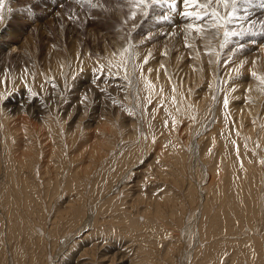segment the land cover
<instances>
[{
    "label": "bare ground",
    "instance_id": "bare-ground-1",
    "mask_svg": "<svg viewBox=\"0 0 264 264\" xmlns=\"http://www.w3.org/2000/svg\"><path fill=\"white\" fill-rule=\"evenodd\" d=\"M221 30L223 29H219V32ZM218 39L220 37L203 39L199 44L200 53H207V57L199 54L204 58L192 59L186 66L181 61L183 54L175 55L177 59L174 58L172 63L164 66L162 62L166 63L168 58L164 59L167 52L162 49L158 52V49L154 50L156 53L153 55L151 52L148 70L152 76L147 69L148 73L145 74H149L148 79L154 83L155 86L151 84L154 89L161 88V91L157 89V94L160 103H163L161 106L154 104L148 113L154 116L153 127L159 126L160 132L155 142L159 149H154L160 160L149 179L154 182L152 195L139 192L142 191L141 185L132 178V174L141 171L128 170L126 175L120 173L123 177L119 179L120 174H117L118 178L110 175L114 163L105 168L118 151L129 149V155L135 154L133 149L137 148L133 147L134 142L130 145L122 142L119 146V140L122 138L132 142L137 138L138 129L142 130L143 127L144 130V114L139 112L142 114V121L144 120L142 126L139 114L137 121L130 123L132 135L124 133L123 136H118L121 128L115 123L104 126L101 122L96 130H99L98 136H91V130L84 134L83 130L89 125L86 121L93 117L86 118L83 115L74 124H71L72 118L66 122L65 130L66 123L58 122V117L50 113L51 103L46 104L44 100H48L50 93L57 94L59 87L55 86L52 92L48 91L49 96L45 92L46 97L42 95L43 98H40L43 99L42 103L39 98L37 100L31 97L29 91L24 96L19 93L17 97L0 94V99L4 95L0 100V264H140L139 260L136 261L138 252L142 254V258L150 261L152 258L156 259L157 255L163 264L170 261L171 264H182L190 255L192 261L187 264H264V127L259 129L264 124V83L256 78L254 80L257 82H252V77V80L248 78L252 83L247 82L246 87L240 82L245 91L239 92L236 99L240 98L239 101L242 99L244 103L241 105L240 102V107L234 105V110L231 109L232 106L229 107L231 113L226 112L224 105H216L213 110L209 106L212 103L208 101L211 108L209 115L217 113V120L221 122L217 125V131L213 127L214 130H210L209 135L204 134L208 130L197 133L202 129V121L198 124V117V127L201 124L198 130L194 128L192 118L189 119L194 113L191 108L197 109L198 113L199 110H204L207 99H210L208 96L211 95L206 93L205 97L199 89L195 93V88L204 83L212 90L215 75L222 72L230 75L233 68L237 67L234 66L236 56L227 53L228 50L222 48L220 51L221 48H217L219 50L215 52L216 45L220 44ZM116 48L114 46L115 50ZM105 51L109 54L112 49L105 48ZM193 53L197 54L196 50ZM218 54L220 58L217 63ZM135 55L136 60L140 59L138 53L135 52ZM249 56L244 57L245 60ZM154 58H159L161 63L155 62ZM253 58L255 60L256 57ZM53 60V68L48 67L44 72L46 76H53L55 68L63 64L59 65L58 61L55 63V59L51 62ZM239 61L236 63L240 64ZM258 63L250 64V70L259 68ZM243 65L242 70L248 64ZM23 70L25 71L24 68ZM32 73L26 72L21 78L28 81ZM178 75L181 79L177 78ZM36 82L35 85L41 84L42 80L38 79ZM237 83L236 86L234 83L235 88L232 87V90L239 88ZM161 84L166 87L168 85L167 88L175 84L176 91L171 90L174 88L172 86L167 91L177 93H169V97L162 90ZM182 84L194 91L189 89L188 94L184 86L188 95L184 94L185 91L181 92L184 90L181 89L182 86L180 89L178 87ZM38 89L39 87L37 92L40 94ZM5 90L4 83H0V93H5ZM191 92H194L193 97ZM106 105L102 104V117L113 114L104 112L105 108L112 112L109 105ZM187 105L191 113L189 116L187 114L188 119L184 118L189 112ZM75 108L74 111L78 113L83 111L80 106ZM110 116L104 118L111 121ZM187 123H190L189 126ZM184 124H187L186 127ZM186 132L191 134V138L196 135L195 141L193 138V141L188 139L190 136L186 137ZM150 134L147 140L152 145L153 138ZM252 138H256V145H253ZM208 139L209 145L205 147V140ZM111 151H115L113 156H110ZM199 152L202 154V162L199 157L197 160L208 165L203 164L208 173L192 179L186 175V170L192 169L193 164L197 165L193 163V154ZM233 152L241 153L245 161L241 175L245 178L240 177L238 181L233 178L236 171L231 157ZM123 155L124 159H128V152H123L119 157ZM227 155L230 158H226ZM123 158L120 161H125ZM213 158L214 167L211 164ZM253 176L258 179L256 189V184L250 181ZM252 215L259 217L255 223L256 228L251 220ZM191 221L193 222L190 223ZM238 230L241 234L237 233ZM195 231L198 232L197 240L193 245H187L186 240L183 241L184 236L186 238L188 234L193 238ZM74 251H78L77 254Z\"/></svg>",
    "mask_w": 264,
    "mask_h": 264
},
{
    "label": "rangeland",
    "instance_id": "rangeland-1",
    "mask_svg": "<svg viewBox=\"0 0 264 264\" xmlns=\"http://www.w3.org/2000/svg\"><path fill=\"white\" fill-rule=\"evenodd\" d=\"M199 2L204 3L206 2V0H199ZM261 2L262 0H252L251 3H243L241 0V3L238 5L237 11H236V16L238 17V19H233L232 22L227 25L229 30H234L236 32L243 33V35L232 37L230 39V42L225 46V48H223L224 50L225 49L228 50L227 53L236 56L235 57L236 59L234 61L235 63L234 66H237L235 67L236 69L235 68H233V70L231 69L232 74L230 73V75L224 74V72L218 73V75H215L216 77L215 86L213 87L214 89L212 90L211 88L207 87V85L204 83H203V86H199V88L197 89L195 88V93H196V90L199 89L201 90L199 92L204 94L203 96L205 97H207V95H210V93L211 95L213 94L212 96L211 95L208 96L210 97L209 100L206 98L207 107L205 106L206 107L204 109L205 112L204 110H199V113L201 111V113L199 114L197 112V109L194 110V108H191L193 109L192 111H194V113L190 115L191 114L190 108L187 105L189 112H187L186 115H184V118L188 119L187 114L188 116L190 115L189 119L191 117L192 118L191 121L192 120L194 121V128L196 127V130H198L197 128L202 126V129L200 128L197 131V133H201L202 131L205 132L208 130L207 131L208 133L207 132L204 133L206 136V135H209L210 132H212L214 129H216L217 131L219 127L217 125H220L221 122L217 120L218 118L217 113L216 114L214 113V115L213 114L209 115V110L211 108L214 110L216 105L220 107L222 105L223 107L222 101L224 100L225 96H227L229 99V106L227 110L224 108L226 112L231 113L230 110L232 108H233L232 110L235 109L234 105H237L238 107L243 105L244 102L242 101V99L240 101H239L240 98L236 99V97L239 96L237 94L241 91H242L241 93H244L245 91L244 86L246 87V85H248L249 83L251 84L252 82H257L255 81L256 79L253 78L248 73H251L257 69L256 73L259 72L257 75L260 74L259 76L264 77V73L261 72V71H264L263 70L264 61H262L264 60L263 58L264 56L263 54L264 53L263 52L264 51V7L260 6ZM148 3H149V7L145 9L142 4L138 3V0H91V4H89L87 0H79V2H77V0H5L4 9L2 13V15L4 16V19L0 21V81L4 83V87L6 88V90H5V93H0V94H4L5 96H9V97H17L19 93L20 94L22 93L21 95L24 96L25 92L28 91V89H31L32 92L37 93V95L34 98L38 100V98L40 99V98H43V96H45L44 94L45 92H47L46 95L49 96V92L50 91L52 92L55 86L56 88L59 87V91L56 92L57 94L52 95V93H50L48 100L47 99L44 100L46 104L51 103L50 109L52 111L50 110V113L58 117V122L68 123L69 120L73 118L72 120L73 122L71 124L76 123L75 121H77V119H80L83 115L86 118L93 117L87 120L88 122L86 121V124L88 123L89 125L88 127L85 128L86 131L83 130V134L91 130L90 131L91 136H98L99 133L97 132L99 130L98 131L96 130L98 129V126L100 127L101 122L104 126H107L108 124H112L113 122V124L115 123L116 126H118V128H121V129L123 128L122 130L121 129L118 130L117 128V130L119 131L118 136L122 134L124 135V133L125 135H132L133 130L130 128V123L132 121H135V122L137 121L136 118H138L139 112L144 114L145 122H143L144 120L142 121L143 119L141 118L142 114H139L141 115L139 118L141 119L140 126H142V122H143L144 130H143V127H142V130L138 129L139 133L138 131L136 132L137 138L134 139V141L132 142L127 141L122 138L119 140V143H121L119 144V146L123 144L122 142H124V145H128V144L130 145L134 142L133 147L137 148V149H133L135 154H132V156L129 155V149L127 151L126 149H123L122 151H118L116 154H115V151H111L109 152L110 156H113L114 154L115 155L111 159L112 163L108 162L105 168H108L109 165L112 166V164L114 163L116 166L115 165L113 166L114 168H113V171L110 173V175L111 177L114 175L116 178H118L117 174H120V173L126 175L125 172L126 171L128 172V170H131V172L132 171L136 172L138 170L141 171L135 175L132 173L130 174H132V178L135 180V182H138V184L140 183L141 185L140 187L142 191H139V192H142L144 194L145 192H147L146 194L150 195L152 193V190L154 191V182L149 180L151 179L150 174L155 172V169H157L156 168L157 164H159V160H160L156 156L157 150L156 152L154 151V149L158 148L156 147L155 142H156V139L159 137L160 132H158L159 126L153 127V124H154L153 122L155 121L152 122V120H154V116L152 117V115L148 113L153 109L154 104H158V106H161L163 103L162 102L160 103L159 95L157 94L158 93L157 89L158 91H161V88L155 87L154 89V86H155L154 83L152 84L150 79H148L149 74L150 76H152L151 72L148 70L149 64L148 63L144 64L143 60L145 59V57L148 56L149 53L152 52V55H153V53L155 52L154 50H157V49L158 50L156 52L161 51L162 49L164 50L165 53L166 52L171 53L174 50L173 54L166 53L167 57H165L164 60H166V58L168 59L167 61H165L166 63L162 62V64L164 66H168L169 62L172 63L174 58L177 59L176 56L183 54L182 56H184V58L183 60H181L183 65L185 66L187 64L189 65L192 59L204 58V56L200 57L199 54L205 55V57H207V53H203L202 51L200 53L199 44L202 42L203 39H206L207 37L210 40H213L207 33L217 31V29H210L208 27L209 24L212 22L211 15L206 16L205 19L202 21H196L194 19H185L183 17H180L178 13L184 10L183 5H182V0H180L178 4V9L176 13H173L166 5L151 4V0H148ZM212 7L217 8L221 16H226L227 12L230 11V9L226 10L221 5L216 4L215 0H213V4L208 9L209 13L211 12ZM9 9H11V11H9ZM188 10L189 11H201V12L203 11L202 9H196V8H190ZM145 11H147L148 13L147 15H144ZM134 12L136 13L135 19L132 18V14ZM163 15H169L171 19L168 21H164L162 19ZM187 23L203 25L206 29V33H196L195 31L191 29H186L185 25ZM221 31H220V36H219L220 39L217 40V42H219L220 44L222 43L221 41L223 40V30ZM220 44H218V46L216 45L215 52L219 50L217 48H220ZM241 44L244 45L243 50H239V45ZM119 45L121 47H119ZM186 45H190L191 47H188ZM114 46L115 48L116 47L118 49L120 48L119 49L120 51L117 48L115 50ZM163 47L167 51L163 49ZM105 48L112 49V51L109 52L108 54L106 53ZM124 48H129L130 51L127 53H123ZM194 50H196L197 54L193 53ZM221 50L222 48L220 49V51ZM259 51H261V53ZM135 52L138 53L139 55L138 58L140 59L136 60ZM121 53H123V56L121 55ZM152 55L150 56L151 58H152ZM58 56H61V57L59 58ZM161 56L159 58H161ZM224 56L226 55H223V57ZM247 56L249 57L248 59L245 60L244 57H247ZM257 56H259L260 58H258ZM253 57H256L255 60ZM159 58L157 59L154 58L155 62L159 63L160 61L161 63V60ZM170 58L171 60H169ZM219 58L220 57L218 54L217 63L219 61ZM239 58L245 61H241ZM52 59L56 60L55 63H57L58 61L59 65L60 63H63V64H61V66H59L58 68L54 67L56 72L52 74L53 76L49 77V75L46 76L44 72L48 67L53 68L52 66L54 65V60L53 62H51ZM260 59H261V62H260ZM124 60L127 61V73L130 77V83L122 79L123 75L125 74V68L124 66H122ZM137 61L139 63H137ZM181 61L178 60V63L179 62L181 63ZM238 61L240 62L241 65L236 63ZM251 61L252 63L259 62L258 63L259 68L256 67L250 70L252 68V66H250V64L252 65ZM155 62L153 61L152 63H155ZM241 62H244V63H241ZM245 62H247L248 65ZM243 64L247 65V67L244 66ZM242 65L244 66L243 67L244 69L246 67L245 69L246 71L244 69L242 70ZM256 65L257 64H255V66ZM239 66L241 67L242 72L244 71L243 73L241 72ZM23 68L28 73L33 72L32 73L33 75L31 76L29 75L30 77L28 78V81L25 78H21V76L24 75V73H26L23 70ZM141 68H143V72L141 71ZM81 69H83V72H81ZM146 69L149 72L147 76L145 74L147 72ZM237 69L239 70V75H237V71H235ZM94 70H96L95 72L96 75H99L102 77V79L98 81L96 85L92 83V80L94 78V75H93ZM240 73L243 75L241 76ZM74 77L76 78L75 80L73 79ZM251 77L253 80L255 79L252 82L248 80V78L251 79ZM177 78L181 79L179 75L177 76ZM38 79H41L42 83L35 85V82ZM244 80L246 81V83H243L245 82ZM149 82L154 86L149 88L148 87ZM237 82L239 83V88L237 87L238 90L234 89L235 90L234 91L232 90V87L235 88L234 83L236 86ZM240 82H242V84L244 85L243 87H242V84H240ZM178 83H180L179 80H178ZM238 83H237V86H238ZM14 84L18 86L16 87ZM162 85L164 84H161V87H163L162 90L165 93H168L169 97H170V94L172 95V94L177 93V92L167 91V90H170L169 88L171 86L174 87V88L171 87L172 88L171 90L176 91L175 84H174L175 86L169 85V88H167L168 85L167 87L165 85H164L165 87ZM184 86L186 89L187 85L182 84V85H179L178 87L179 89L180 88L184 89L183 88ZM226 86L227 88H225ZM38 87H39L38 90L40 94L37 92ZM100 89H106V91L101 92ZM185 89L181 90V92L185 91L184 94H187V92L189 94L192 88L190 89V87L188 86L187 92ZM206 90H208V92ZM192 91L194 90L192 89ZM212 91H215V92L212 93ZM191 93H192L191 97H193L194 92H191ZM206 93L208 94L205 95ZM4 95H2L0 100L3 99ZM85 95L87 96V99H84L82 101V97H84ZM163 97H164V93H163ZM232 97H234L233 98L234 102H233ZM149 100H151V103L148 102ZM42 101L43 99H40V103H42ZM208 101L209 103H212V104H209L211 108L208 106ZM240 102H242L241 105H240ZM103 103H105V105L107 104L106 106L109 105V107L112 109V112L110 110H106V108L104 111L105 113H108V112L110 114L113 113L111 116L109 114L107 116L104 115L103 117L102 115H100L103 110L102 109ZM53 104L58 105V106H55ZM78 106H80V108L83 109V111L80 110L79 113L74 111L76 109L75 107L78 108ZM229 107H231V109ZM86 109H88L89 112ZM117 111H119L120 113H118ZM129 113H131V115H129ZM118 114H120L121 116ZM115 115H118V116H115ZM197 115H201V116H197ZM109 116L111 118V121L110 119H108ZM104 117H108V118H104ZM196 117H198V119ZM200 117L202 118L201 120H200ZM207 117L212 122H210L207 119ZM214 117L219 122V124L216 120H213L215 119ZM107 119L109 122L107 121ZM196 119L198 121V124L199 122L202 121V125L200 124L201 126L199 125L198 127ZM170 120H172V118H170ZM67 123L65 125V130L67 127ZM120 125L122 126L125 125L127 127L126 129H124L125 126L122 127ZM186 125L184 124L185 127ZM89 126H90V129H89ZM215 126H217V128ZM262 126L264 127V124L260 125L259 129L260 127L262 128ZM213 127L214 129H212ZM146 129L148 130L149 134L151 132L150 135L153 138L151 142L152 145L150 144V142L148 143L147 139L149 137V134L147 133ZM120 130L123 133H121ZM92 133L96 135H93ZM188 134L189 133L186 132L185 134L186 137L187 136L189 137L191 135V134L190 135ZM192 138L190 136V138L188 139L193 141L194 138L196 139V135L194 136L193 139ZM205 141H206L205 147H207V145H209L210 139L205 140ZM251 141L253 142V145L257 144L256 138L254 139L252 138ZM203 151L205 150L203 149ZM123 152L124 153L128 152V155H127L128 159H124L123 158L124 155L119 157V155L123 154ZM194 154H193V163L197 165H194V164L193 165L196 167L198 166V167L195 168L193 165H191L193 168L191 167L192 169L190 170H188L189 168H187L186 170V175L189 178L191 177L192 179L195 178L197 175L202 176L208 173L205 170L206 168L205 166L208 167V165L201 163L202 154L200 152L198 154L196 153L195 154L196 156ZM233 154L234 155H231V157H233L234 159V168L236 169L233 175V178L236 181H238V178L241 177L242 171L244 170L243 166H244L245 161L243 160V156L241 155V153L238 154V153L233 152ZM212 156L214 157L215 155H212ZM228 156L229 155H227L226 158H230ZM197 157H199V160L201 162H198ZM121 158H123V160L125 161H120ZM214 161L215 159L213 158L211 160L212 167H214ZM134 166H136L135 169H134ZM121 174L119 175V179L123 177V175ZM144 176L145 177L147 176L149 178L146 177L145 179ZM243 177L245 178V176ZM255 177L256 176L252 177L254 179V182H252L253 179L251 178L252 179L250 180L251 183H255V184L257 183L256 181L258 179H256ZM254 186L256 189L257 184ZM5 209L7 208L5 207ZM256 217L252 215V218H251V220L253 221L254 228H256L255 223H257V219H259L258 216ZM194 220L195 219H193V221ZM193 221H191L190 223H192ZM238 232L240 233L241 231L238 230L237 233ZM194 234L195 235L193 236V238H191L188 234H187V237L185 238L184 236L185 234H184L183 241L186 240L187 245L189 244L193 245L195 243V239L197 240L198 232L195 231ZM74 252L77 254L78 251H74ZM183 256L184 255H182V258ZM155 257L156 259L152 258V261L146 260L144 257L142 258V254L138 252L136 255V261L139 260L140 264H163L159 256L155 255ZM188 257H186L185 261L182 264H187L192 261L191 255ZM166 263L171 264V261L166 262ZM223 263L225 264V262Z\"/></svg>",
    "mask_w": 264,
    "mask_h": 264
},
{
    "label": "snow or ice",
    "instance_id": "snow-or-ice-1",
    "mask_svg": "<svg viewBox=\"0 0 264 264\" xmlns=\"http://www.w3.org/2000/svg\"><path fill=\"white\" fill-rule=\"evenodd\" d=\"M79 2V0H77ZM89 4H91V0H87ZM180 0H151V4L154 5H166L173 13L177 12L178 9V4ZM243 3H251L252 0H242ZM139 4H142L145 9L149 7L148 0H138ZM215 3L218 5H221L224 9L230 11L227 12L226 16H221L220 12L217 10V8L212 7L211 12L209 13L208 9L210 6L213 4V0H206L204 3H200L199 0H182V5L184 10L179 12V16L183 17L185 19H194L196 21H202L205 19L206 16L211 15L212 17V22L209 24L210 29H217V31L213 32H208L207 34L212 38V39H217L220 36V32L218 31L219 29H223V42L220 44V48H225V46L230 42V39L235 36H240L243 35L242 32H236L234 30H229L227 25L232 22L233 19H238L236 16V11L238 8V5L241 3V0H215ZM4 4L5 0H0V21L4 19V16L2 15L3 9H4ZM94 6V5H93ZM261 7H264V0L261 2ZM190 8H196V9H202L203 11H189L188 9ZM11 11V9H9ZM147 11L144 12V15H147ZM136 13L134 12L132 14V18L135 19ZM162 19L164 21H168L171 19L169 15H163ZM186 29H191L195 31L196 33H206V29L203 25L200 24H193V23H187L185 25ZM188 47H191L190 45H186ZM244 45L241 44L239 45V50H243ZM129 48H124L123 53L129 52ZM123 53L121 55L123 56ZM151 56V53L148 54V57H145L144 59V64H147L149 61V57ZM125 68V74L123 75L122 79L124 81H127L130 83V77L127 73V61H123V65ZM162 68L164 67L163 65L161 66ZM141 71L143 72V68H141ZM150 71V70H149ZM81 72H83V69H81ZM96 70H94V78L92 80V83L96 85L98 81L102 79L101 76L95 74ZM237 75H239V70H237ZM250 75L253 78H256L261 81V83H264V77L258 76L256 72H251ZM74 80L76 79L75 77L73 78ZM3 83V82H0ZM148 87L151 88L152 85L149 82ZM234 90V89H233ZM29 94L31 97H35L37 93L32 92L31 89H28ZM101 92H105L106 89H100ZM7 99V97H5ZM84 99H87V96L85 95L82 97V101ZM115 103V101H114ZM149 103H151V100H149ZM223 105L224 108L227 109L229 106V99L227 96H225L223 100ZM131 115V113H129Z\"/></svg>",
    "mask_w": 264,
    "mask_h": 264
}]
</instances>
